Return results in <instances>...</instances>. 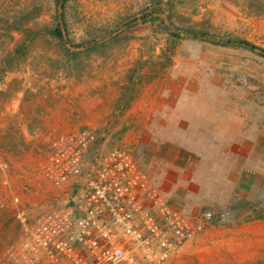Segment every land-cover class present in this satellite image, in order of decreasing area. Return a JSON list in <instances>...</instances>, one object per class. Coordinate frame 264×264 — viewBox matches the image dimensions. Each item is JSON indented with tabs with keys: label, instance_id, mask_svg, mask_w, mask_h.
<instances>
[{
	"label": "rangeland",
	"instance_id": "1",
	"mask_svg": "<svg viewBox=\"0 0 264 264\" xmlns=\"http://www.w3.org/2000/svg\"><path fill=\"white\" fill-rule=\"evenodd\" d=\"M261 1L250 13L230 0H70L62 39L1 27L0 256L20 236L19 213L60 194L47 173L51 138L83 127L107 148H133L173 204L225 214L210 227L264 226L252 219L264 214V56L176 29V50L167 45L171 18L264 48ZM20 9L32 12L29 30L55 23L54 0H0L1 19ZM152 104L165 117L139 124L135 110ZM183 255L174 264H200Z\"/></svg>",
	"mask_w": 264,
	"mask_h": 264
},
{
	"label": "built area",
	"instance_id": "2",
	"mask_svg": "<svg viewBox=\"0 0 264 264\" xmlns=\"http://www.w3.org/2000/svg\"><path fill=\"white\" fill-rule=\"evenodd\" d=\"M47 173L60 194L29 216L0 264H174L224 213L190 214L172 203L134 149L98 144L89 127L49 142Z\"/></svg>",
	"mask_w": 264,
	"mask_h": 264
},
{
	"label": "crops",
	"instance_id": "3",
	"mask_svg": "<svg viewBox=\"0 0 264 264\" xmlns=\"http://www.w3.org/2000/svg\"><path fill=\"white\" fill-rule=\"evenodd\" d=\"M163 106L164 104H152L142 110H135L136 121L139 124L161 121L162 116L165 117L161 110ZM61 121L64 122L63 119ZM55 131L57 128L53 127L51 132ZM201 246H206L207 249L201 252ZM262 246L264 226L239 223L210 227L188 242L183 251L184 255L186 252L187 255L195 252L200 264H259V251Z\"/></svg>",
	"mask_w": 264,
	"mask_h": 264
},
{
	"label": "trees",
	"instance_id": "4",
	"mask_svg": "<svg viewBox=\"0 0 264 264\" xmlns=\"http://www.w3.org/2000/svg\"><path fill=\"white\" fill-rule=\"evenodd\" d=\"M70 0H54V8H55V14L52 16V20L55 21L54 24L50 26L44 25L42 28H39L36 31L29 30L27 27V22H29L33 15L31 11H24L23 9H20L18 12L19 13H13L12 16H6V18H0V29L1 27H4L6 31L11 32L13 30H19L23 31L24 34H28L31 32V36H35L36 33L45 31L46 33L62 39L64 37V32L66 31V8ZM236 4H242L243 10L247 9V11H250V13H253L252 11H255V9H258V6L260 7V2L263 3L261 0H230ZM169 4V2H168ZM259 10V9H258ZM169 24L171 25L170 28H168V34H169V39L167 42L168 49L171 52H174L177 47V38L179 39L181 37L180 32L175 31L176 30H183L186 34L189 36L195 38V39H200V40H208L213 44H217L220 46H225V47H232V48H241V49H246L250 50L256 53H259L260 55L264 56V48L261 46H258L257 44L253 43L250 40L243 39L240 37H222L218 36L216 34L207 32L204 29L188 26V27H179L175 25V23L169 18ZM143 21H147V19L144 17ZM4 23V24H3ZM2 25V26H1ZM13 35V34H11ZM23 44H18L14 52L17 53L18 55H23L25 51L23 50ZM3 71H5L3 69ZM1 78V76H0ZM247 205H251V211L253 212H258L259 207L256 204L253 203H246ZM252 219H264V214H254L252 216ZM264 264V263H263Z\"/></svg>",
	"mask_w": 264,
	"mask_h": 264
}]
</instances>
